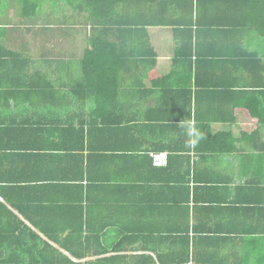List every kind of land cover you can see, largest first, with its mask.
Listing matches in <instances>:
<instances>
[{
	"label": "crops",
	"instance_id": "crops-1",
	"mask_svg": "<svg viewBox=\"0 0 264 264\" xmlns=\"http://www.w3.org/2000/svg\"><path fill=\"white\" fill-rule=\"evenodd\" d=\"M47 4L29 23L0 17V191L19 218L45 240L29 219H81L94 249L112 253L122 243L120 254L189 256L180 264H264V42L247 30L248 2L131 0L120 13L145 22L109 31ZM92 34L121 50L108 67L127 66L95 88L110 109L96 124L90 85L75 94ZM190 39L201 85L188 89L176 51ZM188 91L191 120L163 121L184 114ZM196 123L224 140L195 150ZM163 144L170 165L154 167Z\"/></svg>",
	"mask_w": 264,
	"mask_h": 264
},
{
	"label": "trees",
	"instance_id": "trees-1",
	"mask_svg": "<svg viewBox=\"0 0 264 264\" xmlns=\"http://www.w3.org/2000/svg\"><path fill=\"white\" fill-rule=\"evenodd\" d=\"M46 0H19L20 10L19 15L24 19H33L39 13L42 4ZM131 0H58L57 5L63 2L65 6L69 7L68 11H72L74 15H77V20H82V14L91 23V28L95 29H109L113 26L116 27H128L134 22L138 25H142L145 21L140 20L139 16L130 18L129 15L121 14L120 8H124L129 4ZM248 2L246 9V17L249 20L247 30L250 33H254L257 37L261 38L264 42V0H244ZM55 6V3H53ZM7 3L5 0H0V17L7 11ZM57 6V7H58ZM59 8L62 9L60 6ZM63 10V9H62ZM161 22H147L148 25H156ZM79 30V29H78ZM81 30V29H80ZM2 34H0L1 36ZM194 36L192 35L191 38ZM107 39L97 37L92 34L88 38L89 48L83 52L82 57V80L76 85L75 94L79 97L78 91L85 90L87 85H90L89 90L94 96V108L90 112L91 124L98 123V118L103 119V113L110 112V109L103 107L100 103L108 101L102 94L96 89L104 86L105 80L111 79L112 73L115 72L113 79L120 83V74L123 73L127 66L124 64V60H120L114 67H108L107 59L112 61L115 57L119 58L118 52L120 49L118 46L106 41ZM176 58L182 59L183 63L186 61L187 67L185 74L188 75L190 87L201 85L199 83L198 76L194 72L196 64L200 62H192L191 58L195 56V51L192 46V41H188L187 44L179 46L176 51ZM116 58V59H117ZM177 62L175 63H179ZM126 63H128L126 61ZM260 64L256 62L255 65ZM109 65V64H108ZM101 69V70H99ZM155 69V61L151 60V70ZM185 69V67H183ZM97 71L105 74L104 77L97 75ZM177 69L172 71L169 76L159 77L156 76V81L152 82L154 87H166L168 82L176 76ZM194 81V84L191 82ZM216 86H223L224 84H213ZM225 86V85H224ZM188 107L184 111V114L179 116L166 117V120L176 122L183 120L189 122L192 118V92L188 91ZM80 99V97H79ZM105 106V105H104ZM241 106V104L239 105ZM102 114V115H100ZM176 125V124H175ZM193 148L195 150L202 148L209 149L210 146H216L224 139V134L213 136L210 130L209 124H199L193 126ZM235 142H231V149L234 148ZM225 150V145L218 147L217 149ZM175 148L171 145H161L160 147L153 148L155 152L168 151L170 152L168 157V168L170 165L171 153ZM202 150V149H201ZM4 193L0 191V197L3 202L0 201V264H154L155 261L161 264H180L186 263L189 260V256L185 259H178L171 253H154V256L150 254L142 255H126L120 254L122 249V243H119L115 248V251L109 252L105 248L94 249L95 242L99 241V238L94 236H85V227L82 225L81 219L78 222H70L68 225L59 226L56 223H40L35 220L29 219L30 223L40 233H42L46 240L39 236L32 228H30L19 216L14 212L16 211L22 216H26V212L22 210L20 204H16L9 196V191ZM45 211H48L46 209ZM81 217V216H80ZM56 226V229L53 227ZM62 235V236H61ZM52 242L57 245L55 248Z\"/></svg>",
	"mask_w": 264,
	"mask_h": 264
},
{
	"label": "rangeland",
	"instance_id": "rangeland-1",
	"mask_svg": "<svg viewBox=\"0 0 264 264\" xmlns=\"http://www.w3.org/2000/svg\"><path fill=\"white\" fill-rule=\"evenodd\" d=\"M5 1L7 3V5H6L7 8L6 9H7V11H9V14H10V12H12V10L14 11V13L17 14L14 17H12V16L8 17V15H6L5 16V21L9 19L11 22H18V23H24V24L32 22L31 18L30 19H24V18L20 17V15H19V10H20L19 0H5ZM46 1H47L48 4H47V6H44L42 8V10H45V11L49 10V12H53L55 10L59 11L60 10V8H59L60 6L62 7V9L69 10V7L65 6V4H63V2L60 4V6H58L57 5V3H58L57 1L58 0H46ZM53 3H55V6L53 5ZM14 13H12V14H14ZM83 19L84 20L86 19L84 14H82V20ZM81 76H82V73H81Z\"/></svg>",
	"mask_w": 264,
	"mask_h": 264
},
{
	"label": "built area",
	"instance_id": "built-area-1",
	"mask_svg": "<svg viewBox=\"0 0 264 264\" xmlns=\"http://www.w3.org/2000/svg\"><path fill=\"white\" fill-rule=\"evenodd\" d=\"M168 153L166 152H161V153H153L151 154V158H152V164L154 167H158V168H165L168 166ZM154 264H161L157 261H155Z\"/></svg>",
	"mask_w": 264,
	"mask_h": 264
}]
</instances>
